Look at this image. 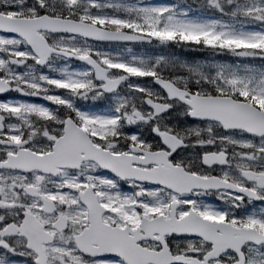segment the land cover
Listing matches in <instances>:
<instances>
[{
  "label": "snow or ice",
  "instance_id": "snow-or-ice-1",
  "mask_svg": "<svg viewBox=\"0 0 264 264\" xmlns=\"http://www.w3.org/2000/svg\"><path fill=\"white\" fill-rule=\"evenodd\" d=\"M0 264H264V0H0Z\"/></svg>",
  "mask_w": 264,
  "mask_h": 264
}]
</instances>
